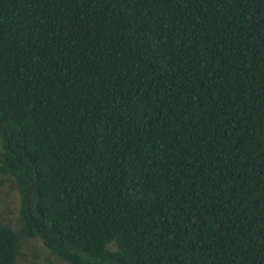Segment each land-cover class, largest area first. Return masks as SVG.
I'll return each instance as SVG.
<instances>
[{
  "label": "trees",
  "instance_id": "16d2710c",
  "mask_svg": "<svg viewBox=\"0 0 264 264\" xmlns=\"http://www.w3.org/2000/svg\"><path fill=\"white\" fill-rule=\"evenodd\" d=\"M0 144V264H264V0H0Z\"/></svg>",
  "mask_w": 264,
  "mask_h": 264
},
{
  "label": "rangeland",
  "instance_id": "374dc122",
  "mask_svg": "<svg viewBox=\"0 0 264 264\" xmlns=\"http://www.w3.org/2000/svg\"><path fill=\"white\" fill-rule=\"evenodd\" d=\"M18 205L19 200L14 187V179L0 170V222L9 226L16 233H19L21 228ZM15 263L66 264L54 257L39 239L28 240L21 237Z\"/></svg>",
  "mask_w": 264,
  "mask_h": 264
}]
</instances>
